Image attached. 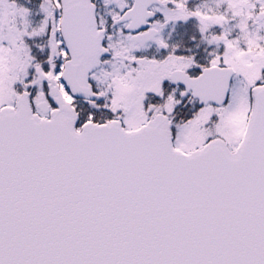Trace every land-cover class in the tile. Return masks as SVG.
Here are the masks:
<instances>
[{
  "label": "snow or ice",
  "instance_id": "obj_1",
  "mask_svg": "<svg viewBox=\"0 0 264 264\" xmlns=\"http://www.w3.org/2000/svg\"><path fill=\"white\" fill-rule=\"evenodd\" d=\"M37 15L0 0V264H264V0Z\"/></svg>",
  "mask_w": 264,
  "mask_h": 264
},
{
  "label": "flooded vegetation",
  "instance_id": "obj_2",
  "mask_svg": "<svg viewBox=\"0 0 264 264\" xmlns=\"http://www.w3.org/2000/svg\"><path fill=\"white\" fill-rule=\"evenodd\" d=\"M33 1L34 0H31V2ZM213 31L218 34L220 30L213 29ZM192 36H196L197 40L199 39L198 25L194 20L189 21L187 24L180 23L176 25V32L173 34V39L172 41H170V43H180L181 44V49H180L179 54H185L184 50L187 47L192 46L193 52L198 54V60H203L207 56V53L204 51L206 46L201 45L199 49H196L193 42L191 41ZM208 51H211V49H208ZM149 52L150 54L157 55L158 58L161 54H164V53L157 54L155 51V48L150 49Z\"/></svg>",
  "mask_w": 264,
  "mask_h": 264
},
{
  "label": "rangeland",
  "instance_id": "obj_3",
  "mask_svg": "<svg viewBox=\"0 0 264 264\" xmlns=\"http://www.w3.org/2000/svg\"><path fill=\"white\" fill-rule=\"evenodd\" d=\"M41 0H34L33 2H31V0H16V2L24 7H27L29 9H31V11L33 12V16H32V20L34 22H38L42 17L37 15L38 11H39V4ZM217 3V0H189V6L192 7L191 8H195L198 5L201 4H207L208 7L210 8H215ZM219 33V32H218ZM167 34V33H166ZM236 35V33H233V37Z\"/></svg>",
  "mask_w": 264,
  "mask_h": 264
}]
</instances>
